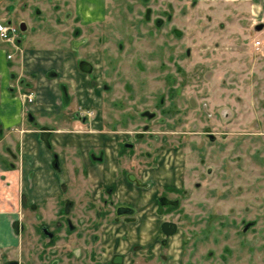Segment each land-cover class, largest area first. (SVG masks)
Listing matches in <instances>:
<instances>
[{"label":"rangeland","instance_id":"374dc122","mask_svg":"<svg viewBox=\"0 0 264 264\" xmlns=\"http://www.w3.org/2000/svg\"><path fill=\"white\" fill-rule=\"evenodd\" d=\"M41 17L66 24L47 22L46 31L93 49L79 67L100 83V103L84 109L88 123L68 125L87 134L83 146L94 149L93 161L79 165L73 157L79 149L67 155L58 149L49 196L35 192L31 172L17 190L13 185L8 202L20 195L21 207L10 216L22 244L2 247L0 259L98 264L103 234L124 219L114 206L126 191H161L162 213L143 218L147 226L154 216L170 220L177 232L158 257L118 248L130 262L164 264L166 255L179 254L183 264H264V0H0V19L29 30ZM6 50L17 52L0 40V103L9 106L0 118V146L36 149L39 139L51 146L48 129L22 137L15 128L18 108L25 125L35 124L25 114L28 102L20 106L5 92ZM96 134L115 137L111 171L99 166ZM99 173L116 179L103 185ZM63 203L68 220L59 210ZM38 221L56 230L53 244L39 235ZM68 224L73 231L65 230Z\"/></svg>","mask_w":264,"mask_h":264},{"label":"crops","instance_id":"0c3cea01","mask_svg":"<svg viewBox=\"0 0 264 264\" xmlns=\"http://www.w3.org/2000/svg\"><path fill=\"white\" fill-rule=\"evenodd\" d=\"M37 21L38 24L40 23L39 25L31 26L29 30L26 26L24 34H19L18 42L21 50L15 49L16 53L7 50L6 53L12 52V57L7 58L6 53L3 56V61L7 60L4 61L7 71L6 83H10V86H7L5 90L6 94L16 102L18 101L19 105L21 100L24 101L21 93L31 91L35 94L34 101L23 103L25 109H28L25 111L29 117L28 120L30 119L35 125H25L23 111L18 108L14 113L15 118L19 121L18 127L15 128L20 129L22 137L26 134L25 132H32L33 135L39 137L40 131L45 130L42 127L48 129L49 145L54 151L59 149V152L62 150V153L67 155L69 151L72 154L73 151L79 149L80 156L73 155V157H76L77 164L87 166V160L93 161L90 152L94 149L90 146H83L86 144L82 137L87 136L83 129L69 128L68 125L79 126L88 123L83 114L84 109L92 104L100 103V83L98 81L92 83L90 74L79 67V58L82 56L92 58L90 50L93 52V49H89L83 43L74 46L72 36L66 35L64 32L45 30L48 27L45 26L47 22L54 24L53 27L61 28L62 25L66 26L63 21L57 22L56 18L52 17H41ZM73 28V26L70 27L71 32ZM66 43H70L69 46H66ZM95 56L98 58L97 55ZM0 105L4 111L0 112L2 119L9 113V106L2 103ZM78 123L80 124L77 125ZM44 124L48 125L43 126ZM96 135L97 137H93L92 141L98 145L95 150L100 155V159H97L99 166L100 164L103 166L102 172L111 171L117 161L115 137L110 134ZM39 140L41 146L39 145L36 149L26 148V146H0V249L10 245L16 246V244L19 248L20 244L19 234L13 226L14 216H10L11 214L16 215L17 208L21 207L20 195H16L19 201L13 205L8 202L9 193L14 190L13 185L16 184L17 190L20 184H23L27 179L25 176L27 172H31L29 179L34 184L36 183L35 192L37 194L43 192L44 195L49 196L50 190L48 189L56 187L57 177L54 170L56 166L53 161L52 149L48 148L45 143L43 144L41 139ZM9 155H12L13 158L8 161ZM85 155L88 159L84 158ZM99 176V183L103 185L111 183L112 178V182L116 179V176L108 174L101 175L99 173ZM106 179H109L108 182ZM132 189L133 187L129 186V190ZM125 194L124 201L132 202L138 208L139 217L150 214L148 211L154 208L151 192L149 195L146 192L133 193V191H128ZM56 195L57 192L52 196L56 197ZM8 205L11 210L8 209ZM144 222H141L143 230L146 225L143 226ZM109 229L107 233L103 234L106 244L104 253L107 257L114 249L121 247L122 244L126 245V242H118L123 237L130 243V240L141 239L143 236L128 232L133 230L129 227L122 229L124 234L120 236H117L114 224Z\"/></svg>","mask_w":264,"mask_h":264},{"label":"flooded vegetation","instance_id":"af4514ba","mask_svg":"<svg viewBox=\"0 0 264 264\" xmlns=\"http://www.w3.org/2000/svg\"><path fill=\"white\" fill-rule=\"evenodd\" d=\"M17 27L19 28V24ZM18 37H19V33L16 37V43L18 41ZM1 41H3V40H1ZM17 45L19 46V43H17ZM17 50H19V51L21 50L20 46H19V49H17ZM6 56H7V53H6ZM210 136H212V135L210 134ZM127 144L131 145L130 143H127ZM48 148L52 149V146H48ZM53 151L54 150L52 149V152ZM120 152H121V150H120ZM53 158H54L53 159V161H54L56 159L55 152H53ZM54 165L56 166L55 163H54ZM129 179H133V178L129 177ZM167 187L172 188V186H167ZM126 192H128V191H126ZM115 193H117V191ZM61 194L62 193H59V195H61ZM117 195H118V193H117ZM151 195L153 197L155 205H154V208L150 209L148 212L150 214L152 212H155L156 214L162 213V210L160 207L161 199H163L162 192L158 191L157 193H152ZM64 200H66V196L64 197ZM65 205L66 204L63 203V207L60 208L59 210H61V212H63L62 214L65 215V219L68 220V218H66V217H67V214H69L68 213L69 210L66 209ZM119 205L130 206L133 209V211L131 213L117 214L116 213V207ZM114 214L116 217H121V216L124 217L123 221L121 219V220H117L114 223L117 236L124 234V230H122V229H126L128 227H129V229H133V230H129L128 232L135 233V235L137 234L139 236H142V232H145V230H150L149 234L147 233L148 238H146V240L144 242H142L143 241L142 238L137 239V240H130L131 241L130 243L128 241H125L126 240L125 237H123V239H121V240H118V242H122V243L126 242V245L122 244L121 247H123L124 250H128L129 252L132 251L134 253H137L138 250H145L148 255H156L157 254L156 257H158L161 253V248H162L163 242L170 244L169 237L176 234V232H177V226L174 224V222H172L170 220L160 221L158 216H154L153 219H155V220L152 221L149 224V226H147V222L144 220L143 217H137L136 214H138V208L132 202L123 201V203L116 204L114 206ZM142 221H145L143 224V226L146 224L145 230L141 229V227H142L141 222ZM38 222L39 223H38V225H36L35 228H37L39 235H43V236L47 237V239H48L47 243L48 244H53L57 239L56 230L50 228V226L45 222H40V221H38ZM14 226L18 232L20 230L18 223H16ZM72 227L69 226V224H68L67 226H65V230L71 232L74 230V228L72 229ZM118 227H120V229H118ZM35 228L33 229L34 231L36 230ZM160 233L162 235L164 234V237L167 236L168 238H166V239L161 238L160 239V237H161ZM123 236H125V235H123ZM19 237H20V245H21L22 244V237L20 234H19ZM128 243H129V245H128ZM145 244L148 246H143ZM105 245L106 244L104 242H102V239H101L100 240V259H98V264H133V262H130V259L127 258L126 252L124 253V250H122V249L116 248L108 257L105 256V253H104L106 251ZM104 246H105V248H104ZM121 247H119V248H121ZM20 248H21V246H20ZM143 248H145V249H143ZM166 252L169 253V250H167ZM9 259H16L18 261V264H27L25 260L19 259L17 257L16 258H7L5 260L0 259V264H4L5 261H7ZM180 259H182V257H180L179 254H177V255L170 254V255H166V258H164V260H161V261L164 262V264H183L184 263L183 260H180Z\"/></svg>","mask_w":264,"mask_h":264},{"label":"built area","instance_id":"2783aa9c","mask_svg":"<svg viewBox=\"0 0 264 264\" xmlns=\"http://www.w3.org/2000/svg\"><path fill=\"white\" fill-rule=\"evenodd\" d=\"M18 35V27L9 20L0 19V40H3L11 45L14 49H19L16 43V37ZM260 40L256 39L255 44H259ZM7 57L11 58L12 53H7ZM22 98L27 102H32L35 99L33 92L21 93Z\"/></svg>","mask_w":264,"mask_h":264},{"label":"water","instance_id":"95a60500","mask_svg":"<svg viewBox=\"0 0 264 264\" xmlns=\"http://www.w3.org/2000/svg\"><path fill=\"white\" fill-rule=\"evenodd\" d=\"M19 28L21 30L26 28V24L24 22H21L19 24ZM133 211V209L130 206L127 205H119L116 207V213L117 214H121V213H131ZM4 264H18V261L16 259H9L7 261H5Z\"/></svg>","mask_w":264,"mask_h":264}]
</instances>
